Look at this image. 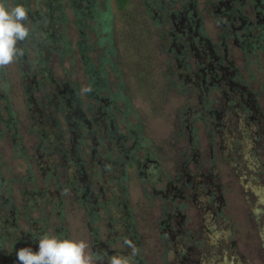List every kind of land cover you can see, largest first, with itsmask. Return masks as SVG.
Here are the masks:
<instances>
[{
	"label": "rangeland",
	"instance_id": "obj_1",
	"mask_svg": "<svg viewBox=\"0 0 264 264\" xmlns=\"http://www.w3.org/2000/svg\"><path fill=\"white\" fill-rule=\"evenodd\" d=\"M0 3L9 9L23 5L28 11L25 24L29 28L26 42L18 43L24 55L0 68V264H20L17 252L21 248L30 247L38 252L39 237L44 234L59 236L60 239L84 240L89 245V251L103 257L104 262L112 256L107 253L108 239L111 238L112 245L119 249L114 254L128 256L131 264L137 258L142 259L143 264H164L161 259L164 248L162 244L160 248V235L157 233L158 241L152 238L151 231L154 230L143 225L146 220H142L135 228L125 226L122 220L113 222L111 227V222L106 219L107 213L102 209L101 219L89 224L88 212L82 200L76 197L77 194L87 192V197L93 200L95 194L84 189L76 191L71 188L72 184L66 189L63 180L56 182V176L51 173L56 170V164L61 162L59 152L45 148L44 160L40 163L45 173L37 163L41 128L45 127V124L36 122L40 113L49 115V121L45 118V123H48L49 140L52 143L46 139V146L51 144L54 148L59 146L60 141L71 146V139L75 138V130L70 127L72 122L67 116L78 105H65L66 99L73 96L70 92L68 94L59 79L69 81L72 88L80 85L82 93L87 87L86 64L79 42L84 39L83 32L91 41V31L86 27L89 18L85 13L94 10L100 0H0ZM147 10L148 6L138 0L130 2L122 11L116 10L117 61L120 69L125 71L128 92L132 94L134 107L138 110V114L132 117V123L137 125L141 122L144 126L142 144L157 149L161 166L170 171L176 166L178 158L174 146L185 145L184 140L177 141L181 139L177 136L181 121L183 118L192 121L199 115L189 107L187 95L181 92L177 83L172 86L168 83L165 75L169 70L166 55L159 48L158 36L147 34L145 22L149 24L150 19L142 20L139 14ZM131 13L136 17L132 18L134 16ZM89 24L93 26L94 21L90 20ZM139 40L140 48L135 46ZM65 48L67 52H64ZM253 52L256 56L246 66L245 60L251 57L236 50L242 58L238 59L236 65L239 71L233 87L239 90L236 97L240 100L244 98L243 102L251 96H248V92L257 93L261 90L262 95L256 97V106L264 112V53L261 50ZM25 55L27 60L24 59ZM87 55L94 56L91 52H87ZM35 73L37 76H34ZM115 74L111 72L112 82L116 85L118 80ZM80 97L86 110L87 98L84 94H80ZM197 100V97L194 98L191 104L194 105ZM239 103L235 105L242 125L244 115L249 112L242 108V104L238 106ZM222 118L229 130L225 132L224 161L218 165L219 178L215 180V185L220 187L225 205L217 220L208 206L200 211L194 208L196 213L188 211V219H192L194 214L200 218V215L208 212L205 223L207 229H203V244L206 247L196 251L203 256L197 254L192 256L193 259L190 258L189 247L193 245V239L186 234L191 231L188 221L189 228L183 236L186 249L183 264H264V152L256 148L253 133L247 131L242 135L230 121L228 125L230 112H225ZM197 120L194 139L203 145L206 127L203 121ZM62 131L64 139L60 138ZM76 140L79 141V138L76 137ZM83 149L73 153L72 157L81 156L89 160ZM239 151L241 158L237 153ZM69 158L63 168L64 181L67 177L72 179L81 176L84 180L81 186L85 188L88 184L86 171L82 169L79 175L72 158ZM183 169L191 176L192 182L202 180V176L196 178V175H192L193 165L186 164ZM130 172L132 180L127 184V201L135 211L136 203L144 200L145 185L140 186L141 178L133 169ZM162 173L159 170L153 178L164 177ZM201 191L203 202L200 203L207 205L203 195L206 189L202 188ZM149 192L151 190H148L150 195ZM253 192L258 198H252ZM146 201L148 203L149 200L146 198ZM155 203L154 208L158 214L160 200L156 199ZM126 241H130L133 247L130 248ZM231 241L237 242L236 253L229 248ZM174 244L180 246L178 241ZM195 257L199 261L196 262Z\"/></svg>",
	"mask_w": 264,
	"mask_h": 264
},
{
	"label": "flooded vegetation",
	"instance_id": "obj_2",
	"mask_svg": "<svg viewBox=\"0 0 264 264\" xmlns=\"http://www.w3.org/2000/svg\"><path fill=\"white\" fill-rule=\"evenodd\" d=\"M133 1L135 0H125L124 6ZM138 1L148 6L147 11L139 12L142 20L150 19L151 21L149 24H147L148 21L145 22L147 34L158 36L159 48L166 55L169 70L165 75L168 83L171 86L177 83V87L182 89L181 92L187 95L189 107L199 115L192 120L194 122L183 118L178 127L177 136L181 139L177 141L184 140L185 145L174 146L178 156L176 166L170 171L164 170L161 159L156 154L157 149L154 150L152 145L142 144L144 131L142 123L139 122L137 125L132 123V117L138 114V110L134 107L132 94L128 92L125 71L120 69L117 61L116 10L124 9V7L120 8L118 0H100L94 10L85 13L89 18L86 27L91 31V41L89 42L88 36L86 37L83 32L84 39L79 43L82 58L86 64V88L90 87L91 91L82 93L80 85L72 88L69 81L59 79L66 87L68 94L70 92L73 96L71 99H66L65 105L67 107L78 105V108H75L74 112L71 110L67 116V119L72 122L70 127L75 130V138L71 139V146L62 141L54 148L51 144L46 146L45 141L49 140V127L48 123H45V118L48 122L49 115L40 113V118H36V122L45 124V127L41 128V138L38 143L40 154L37 163L40 165L44 160L45 148L59 152L61 162L56 164V170L51 173L56 176V182L63 180V186L66 189L70 187L69 184H72L71 188L76 191L84 189L95 194L93 200L87 197V192L76 195V198L79 197L82 200L84 209L88 212L89 224L101 219L102 209L106 211V219L111 222V227L113 222L122 220L120 222L125 226L135 228L142 220H146L143 225L147 229L154 230V232L151 231L152 238L158 241L157 233L160 235V248L161 244L164 248L161 259L164 264H183L186 250L183 236L189 228L188 221L191 231L186 234L193 239V245L189 247L190 258L193 259L192 256L197 254L199 257L203 256L196 251L206 247L203 244V235H205L203 229L206 228L208 212L200 215V218L194 214L192 219H188V211L196 213L194 208L200 211L204 206H208L217 220L222 215V207L225 205L220 187L215 185V180L219 178L218 165L224 161L223 149L227 137L225 132L229 130L227 124L222 122V115L227 111L230 112L228 125L230 121L234 129L242 135L247 131L253 133L256 138V148H261L264 152V112L256 106L258 105L256 99L262 95V92L261 90L257 93L248 92V96H251L243 102L244 98L237 99L236 93H239V90L233 87L239 71L236 65L238 59L242 58L236 50L239 49L251 57L245 60L246 66L256 56L253 51L261 50L264 53V0ZM109 5L115 16V28L112 33L117 48L116 54L109 53L110 44L104 40L110 33L104 23L105 12ZM131 16L136 17L134 13H131ZM90 20L94 21L93 26H90ZM150 24L151 26H148ZM25 42L26 39L18 43ZM139 42L140 40L135 42L138 48L141 46ZM64 52H67V48ZM87 52L93 53L94 56H88ZM27 58L25 55L24 59L27 60ZM139 60L136 62L141 64ZM183 64L186 67H182ZM113 71L118 80L116 85L111 79ZM34 76H37V73ZM54 82L57 80L54 79ZM80 94L81 96L84 94L87 98V111L84 110ZM196 97L198 102L192 105ZM238 101L240 102L238 106L242 104V108L249 112L244 115L242 125L239 114L236 112L235 104ZM197 119L203 121L206 127L204 130L206 140L203 145L194 139ZM54 122L56 123L55 120ZM60 138H65L63 131ZM80 149L87 153L89 160L81 156L72 157V154ZM237 153L241 158L240 151ZM48 154L52 153L48 152ZM69 157L72 158L78 174L83 171L82 169L86 171L88 184L85 188L81 186L84 182L81 176L72 178L75 181L69 177L64 181L63 168L67 165ZM180 160H183L181 165H179ZM186 164L193 165L192 175H196V178L202 176V180L192 182L191 176H188L189 174H186L183 169ZM40 168L44 173L46 172L41 165ZM130 169H133L134 173L141 178L140 186L145 185L144 200L136 203L135 211L127 201V184L132 180ZM159 170L163 172L161 175L164 177L153 178L158 175ZM158 184L162 186L157 187ZM202 188L206 189L203 195L207 205L200 203L203 202L200 198ZM148 190H151L150 195ZM251 196L257 197L254 192ZM146 198L149 200L148 203ZM156 199L160 200L158 214L154 208ZM251 214L255 215V212ZM23 236L25 237L24 233ZM126 236L130 237L128 231ZM176 240L180 244L179 247L174 244V242L177 243ZM108 241L107 253L113 255L119 249L112 245L113 239L109 238ZM236 247L237 242L231 241L229 248L234 253H236ZM195 259L196 262L199 261L198 257ZM135 261L133 264H143L140 258Z\"/></svg>",
	"mask_w": 264,
	"mask_h": 264
},
{
	"label": "clouds",
	"instance_id": "obj_3",
	"mask_svg": "<svg viewBox=\"0 0 264 264\" xmlns=\"http://www.w3.org/2000/svg\"><path fill=\"white\" fill-rule=\"evenodd\" d=\"M28 11L23 5L7 8L0 3V68L14 62L24 55L18 42L29 36ZM83 91H91L86 88ZM130 248V241H126ZM135 250L133 249V254ZM17 259L20 264H104V258L89 251V245L84 240L60 239L55 235L44 234L39 237V251L30 247L19 249ZM107 264H131L130 258L114 254L107 258Z\"/></svg>",
	"mask_w": 264,
	"mask_h": 264
},
{
	"label": "trees",
	"instance_id": "obj_4",
	"mask_svg": "<svg viewBox=\"0 0 264 264\" xmlns=\"http://www.w3.org/2000/svg\"><path fill=\"white\" fill-rule=\"evenodd\" d=\"M119 1V5H120V8L123 9L122 7L125 8V0H118ZM105 17H106V21L104 23H106L105 27L107 26L110 31L109 35H108V38H105L104 40L109 42L110 46H109V53L110 54H116L117 53V48L115 47V44H114V41H113V38H114V34L112 33V30L115 28V22H114V19H115V16L114 14L112 13V7L111 5H109V8L108 10L105 12Z\"/></svg>",
	"mask_w": 264,
	"mask_h": 264
}]
</instances>
